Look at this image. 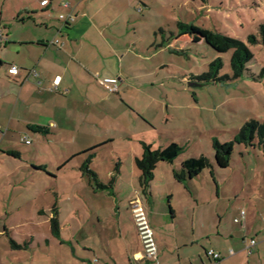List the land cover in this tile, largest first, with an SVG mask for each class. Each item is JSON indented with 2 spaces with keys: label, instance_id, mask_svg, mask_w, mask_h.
Here are the masks:
<instances>
[{
  "label": "rangeland",
  "instance_id": "rangeland-1",
  "mask_svg": "<svg viewBox=\"0 0 264 264\" xmlns=\"http://www.w3.org/2000/svg\"><path fill=\"white\" fill-rule=\"evenodd\" d=\"M25 1L30 0H0V12L6 16ZM114 1L102 16L108 21L116 18L105 35L117 50L102 46L100 54L109 58L105 66L98 51L87 48L93 56L89 63L94 85L92 135H75L72 125L67 130L75 142L70 134L48 139L27 134L9 141L8 146L20 152L19 160L0 153V264H80L79 259L85 258L87 253L81 247L86 235L97 228L90 208L111 191L98 190L86 176L76 181L74 174L89 153L71 154L99 144L90 153L94 154L91 167L105 186L110 176L116 175V167L123 172L125 182L133 171L139 174L134 159L142 155L141 144L154 150L177 144L181 154L171 164L157 165V179L150 185L149 196L166 212L169 196L174 206L182 205L186 198H198L204 203L200 210L204 208L205 225L212 233L219 218L225 221L241 209L264 204V158L260 151L234 145L229 167L219 169L213 149V140L229 143L246 122L264 120V0ZM179 24L190 29L181 33ZM208 31L239 40L252 52L254 58L241 78L220 83L193 81L216 61L222 63L219 77L231 72L232 51L211 46L206 39ZM250 36L255 43L250 44ZM118 59L126 70L120 74L121 98L98 84L103 76L117 75ZM5 147V143L0 144L1 149ZM199 157L209 160L210 167L189 181L178 182L173 173H181L182 162ZM68 158L70 163L60 170ZM139 199L145 208V200ZM73 206L80 218L86 214L88 219L84 218L81 230L73 225V235L63 225L65 241L60 245L51 221L59 210L63 216L59 222L73 223L69 215ZM92 213L96 218L97 212ZM76 217L77 224L82 222ZM115 244L120 251L125 246L121 240Z\"/></svg>",
  "mask_w": 264,
  "mask_h": 264
},
{
  "label": "crops",
  "instance_id": "crops-1",
  "mask_svg": "<svg viewBox=\"0 0 264 264\" xmlns=\"http://www.w3.org/2000/svg\"><path fill=\"white\" fill-rule=\"evenodd\" d=\"M42 1L45 0H38V3L36 0L25 1L23 6L8 11L6 16H3L2 10L0 12V144L6 145L4 149L0 148V153L8 157H11L8 153L17 154L18 158L11 157L17 160L21 157L20 152L8 146L14 137L21 139L32 134L48 139L53 135L70 134V140L75 142L71 131L67 130L72 125L75 126V135H92L94 85L89 63L93 56L88 49H96L99 59L107 66L109 58L104 59L100 49L110 46L113 51L117 47H112L105 35L106 29L116 23L113 21L116 18L113 16V20L108 21L102 16L114 0L103 3V0H47L48 4L41 6ZM64 3L68 4V8L62 7ZM66 14H71L74 22L64 27L59 16ZM57 36L64 44L62 49L48 46ZM119 59L117 75L108 74L103 78L118 80L117 92L113 94H119L121 98L123 86L120 85H123V81L120 74L126 70ZM11 66L20 70L16 77L8 74ZM32 71L36 76L30 75ZM56 82L58 85L54 89ZM130 112L134 114L135 110ZM36 128L44 132H36ZM94 148L82 152L78 150L71 156L90 155L89 151ZM93 158L89 165L92 171ZM70 159L65 160L59 169L63 170ZM80 166L74 174L76 181L84 178ZM114 172L116 175L110 176V181L114 178L110 195L98 199L96 205L90 208L92 211L89 213L95 219L97 228L86 235L85 245L81 249L87 255L79 259L80 264H264V204H250L251 210L241 209L234 217L231 216L233 218H226L225 221L219 218L212 233L206 228L204 208L200 210L204 203L198 198H186L182 205L178 203L174 206L173 197L169 196L166 212L150 196L141 194L139 174L133 171L128 182H125L119 167L114 168ZM156 179L154 175L153 181ZM135 197H143L146 202V214L157 246L156 262L143 257L142 245L129 209V202ZM75 202L80 204L79 200ZM92 212H97L96 218H93ZM69 215L74 222L62 224L59 217L63 216L59 210L56 212L55 220L58 227L61 226L58 233L60 245L65 241L62 239L63 225L73 235L75 230L82 227L84 218L88 219L86 214L80 218L79 210L74 206ZM74 216L82 222L77 224ZM181 217H186V220L181 221ZM73 225L76 226L75 230ZM237 225L238 230L234 227ZM119 240L125 245L121 251L115 244ZM250 240H254L255 244L248 249L246 245ZM208 251L218 254L219 259L209 258ZM117 253L120 260L115 256Z\"/></svg>",
  "mask_w": 264,
  "mask_h": 264
},
{
  "label": "trees",
  "instance_id": "trees-1",
  "mask_svg": "<svg viewBox=\"0 0 264 264\" xmlns=\"http://www.w3.org/2000/svg\"><path fill=\"white\" fill-rule=\"evenodd\" d=\"M201 1L205 2L206 0ZM178 26L181 29V33H186L190 29L189 26L184 24H179ZM262 30H264L263 27H261V31ZM206 39L207 42L216 49H220L222 51H232L230 58L231 72L230 75L219 77V72L222 69V63L220 61H216L208 66L207 72L198 78H194L193 81L195 80L199 83H220L224 80H237L241 78L243 73L248 70L247 67L254 58L249 48L243 42L233 38H228L219 33L208 31L206 32ZM248 41L250 44L255 43L254 36L248 37ZM36 132L43 133L44 131L43 129L36 128ZM234 145L242 146L246 150L257 149L264 158V120L261 122L255 120L246 122L234 139L229 143L220 144L217 140H213L215 165L219 169H226L229 167ZM141 146L142 155L140 158H135L134 164L140 174L138 181L140 192L144 197H148L150 195V185L153 181L154 170L157 165L161 162L171 164L178 158L182 150L175 143H172L164 149L158 150H154L150 145L144 143L141 144ZM97 148L98 147H95L89 152H92ZM8 155L18 158V155L14 153H8ZM91 158H93V154L88 155L86 160L82 163L80 166L81 173H83V176L88 177L90 181L95 182L98 190L103 191L111 189L114 178L111 179L108 186L100 183L97 175L89 168ZM181 167V173H173V176L178 182H185L187 179L197 177L202 170L209 168L210 162L204 157L192 158L182 162ZM51 229L52 232L55 233V236L58 237L59 227L56 220H54V222L51 221Z\"/></svg>",
  "mask_w": 264,
  "mask_h": 264
},
{
  "label": "built area",
  "instance_id": "built-area-1",
  "mask_svg": "<svg viewBox=\"0 0 264 264\" xmlns=\"http://www.w3.org/2000/svg\"><path fill=\"white\" fill-rule=\"evenodd\" d=\"M48 1H42L41 6H46ZM63 8H68V4H62ZM59 20L63 23L64 27L70 26L74 22V17L71 14L60 15ZM63 42L58 39H53L48 43V46L55 47L56 49H62ZM20 70L16 66H11L8 69V74L12 77H16L19 74ZM31 76H36V74L32 71L30 73ZM98 84L102 87H105L109 93H116L118 89V80L115 78H103L98 80ZM58 82L53 84L54 89H56ZM28 144V141H25ZM129 209L133 219L134 226L136 228L139 240L142 245L143 257L145 260L156 262L157 261V246L154 240L153 231L149 225L146 210L139 199V197L134 198L129 202ZM243 216V213H241ZM255 244L254 240H250L246 245V248H250ZM207 256L211 259L217 260L219 259V255L214 253L213 251H208ZM135 264V263H133Z\"/></svg>",
  "mask_w": 264,
  "mask_h": 264
}]
</instances>
